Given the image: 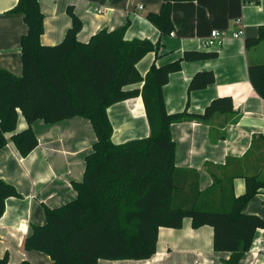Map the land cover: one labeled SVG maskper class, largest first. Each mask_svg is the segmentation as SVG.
I'll return each mask as SVG.
<instances>
[{
    "label": "trees",
    "instance_id": "1",
    "mask_svg": "<svg viewBox=\"0 0 264 264\" xmlns=\"http://www.w3.org/2000/svg\"><path fill=\"white\" fill-rule=\"evenodd\" d=\"M191 1L161 0L159 13L149 14L147 19L162 35H170L174 31L172 4ZM10 12L22 15L26 33L20 38L22 75L0 69V149L7 144L6 134L16 129L19 112L28 126L12 135L10 142L22 157L38 145L32 129L36 120L50 124L81 117L91 123L96 135L93 151L85 158L83 180L72 184L76 199L55 209L45 208L46 223L32 226L24 250L44 253L53 264L148 260L156 253L160 227L181 229L183 221L190 219L194 229L213 228V250L230 254L223 264H238L249 251L256 230L264 229L263 219L243 213L244 206L264 190V177L245 176V192L240 196L233 193L232 178L224 182L214 178L213 185L197 192L188 206H176L175 143L171 137L174 123L208 122L216 115L232 114V101L216 98L202 114H168L163 99V87L182 62L213 59L217 53L186 51L174 62L157 65L161 45L125 40L128 22L82 43L77 40L82 23L71 8L67 9L71 27L63 41L44 46L40 41L44 16L38 0H18ZM263 40L261 26L257 38L247 40L246 45ZM149 53L156 59L142 77L136 64ZM248 79L264 100V64L250 65ZM214 80L212 71L198 72L188 90L204 89ZM138 83H143L140 92L125 90ZM139 95L150 135L114 145L107 108ZM11 197L19 194L0 180V218ZM0 264H8L7 255L0 258Z\"/></svg>",
    "mask_w": 264,
    "mask_h": 264
},
{
    "label": "crops",
    "instance_id": "2",
    "mask_svg": "<svg viewBox=\"0 0 264 264\" xmlns=\"http://www.w3.org/2000/svg\"><path fill=\"white\" fill-rule=\"evenodd\" d=\"M18 0H0V69L22 75L20 38L26 33L21 14L10 12ZM44 16L41 44L61 43L71 27L67 9L71 8L82 23L77 40L87 43L96 33L113 31L127 22L125 40H149L159 43L157 65L180 59L186 51L215 52L208 60L182 62L181 69L169 76L163 87L168 114H202L216 98L229 97L233 113L216 115L208 122L185 120L171 125L175 143L176 206H188L197 192H204L216 178H232L235 196L245 192V176L264 177V100L248 79V67L264 64V40L247 47L246 41L257 38L264 26V0H194L172 4L174 31L162 35L147 19L159 13L161 0H38ZM142 9H139V7ZM91 7L104 9L95 13ZM241 19L242 26L234 21ZM243 37H229L221 47L203 49L201 41L213 30L229 35L239 29ZM154 53L145 55L136 69L144 77L154 63ZM212 71L215 80L201 90L189 91V83L198 72ZM143 83L125 87L141 91ZM112 127L111 142L122 145L147 138L150 128L141 96L107 108ZM19 112L16 129L6 134L7 144L0 149V180L12 185L19 197L5 201L0 218V258L8 264H53L49 256L23 248L32 226L46 223L45 208L55 209L76 199L73 183L83 180L85 158L93 151L96 135L91 123L73 117L47 124H32L38 145L27 156L19 155L10 142L12 135L27 128ZM243 213L264 220V190L250 200ZM227 252L213 250V228L194 229L185 219L181 229L160 227L156 253L148 260H104L98 264H223ZM238 264H264V229H257L251 247Z\"/></svg>",
    "mask_w": 264,
    "mask_h": 264
},
{
    "label": "built area",
    "instance_id": "3",
    "mask_svg": "<svg viewBox=\"0 0 264 264\" xmlns=\"http://www.w3.org/2000/svg\"><path fill=\"white\" fill-rule=\"evenodd\" d=\"M91 9L97 14H102L104 12V9L99 7H91ZM139 9H142V7L140 6ZM234 25L241 27V19H236L234 21ZM229 37L233 39L241 38L243 37V30L240 28L238 31L233 32L231 35H229L226 30H213L207 38L201 41V47L203 49L219 48Z\"/></svg>",
    "mask_w": 264,
    "mask_h": 264
}]
</instances>
